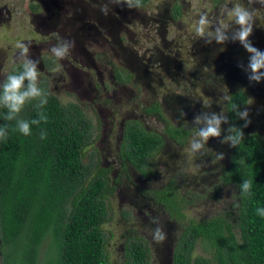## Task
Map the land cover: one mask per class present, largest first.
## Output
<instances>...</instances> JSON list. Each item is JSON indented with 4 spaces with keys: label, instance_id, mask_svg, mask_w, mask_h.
Segmentation results:
<instances>
[{
    "label": "rangeland",
    "instance_id": "1",
    "mask_svg": "<svg viewBox=\"0 0 264 264\" xmlns=\"http://www.w3.org/2000/svg\"><path fill=\"white\" fill-rule=\"evenodd\" d=\"M237 5L254 14L248 42L264 54L261 0H0V89L11 71L31 62L41 92L34 99L53 96L66 116L85 125L81 162L106 181L100 228L108 264L125 263L133 238L144 242L148 264H171L182 222L150 195L169 180L186 200L188 218L221 214L236 221V190L219 178L230 153L225 105L232 91L246 94L244 133L264 132V69L258 81L251 79V54L235 38L239 25L229 16ZM201 15L208 21L203 35L196 31ZM61 46L68 54L57 60L52 49ZM154 104L158 111L146 112ZM213 116L221 119L219 135L205 141L199 133ZM128 120L161 138L143 173L120 155ZM167 126L187 137L175 140ZM196 143L202 147L194 151ZM158 230L165 237L159 243ZM49 243L46 236L41 259Z\"/></svg>",
    "mask_w": 264,
    "mask_h": 264
},
{
    "label": "trees",
    "instance_id": "2",
    "mask_svg": "<svg viewBox=\"0 0 264 264\" xmlns=\"http://www.w3.org/2000/svg\"><path fill=\"white\" fill-rule=\"evenodd\" d=\"M178 14L179 6L173 5L171 16ZM22 72L18 67L9 75ZM3 85L0 264H108L100 228L105 218L106 181L101 173L90 176L81 162L85 125L79 117L73 121L66 116L53 96L32 99L9 120L2 100ZM245 102V92L234 90L225 105L229 129L243 133L239 145L234 147L230 141L228 162L221 167L219 177L221 183L236 190L234 223L221 214L199 220L185 216L186 200L172 180L151 191L154 201L182 222L171 264H264V132L244 133L249 117L241 118L239 113ZM157 111L156 104L146 109ZM22 121L29 124L28 136L19 130ZM167 132L177 141L187 137V131L179 127L167 126ZM234 135L230 131V136ZM161 143L159 135L146 132L136 120H128L122 130L120 155L143 173L142 165ZM245 181L251 184L246 192L242 188ZM46 236L50 243L41 259ZM197 245L200 253L195 254ZM124 264H148L147 248L140 238L128 242Z\"/></svg>",
    "mask_w": 264,
    "mask_h": 264
},
{
    "label": "clouds",
    "instance_id": "3",
    "mask_svg": "<svg viewBox=\"0 0 264 264\" xmlns=\"http://www.w3.org/2000/svg\"><path fill=\"white\" fill-rule=\"evenodd\" d=\"M261 2L264 3V0H261ZM253 15V13H250L239 5L234 7L229 12V16L234 17L235 23L239 25V31L236 34L235 38L238 39L244 46V48L251 54L250 68L253 73L251 79H255L258 81L260 79V75L258 73H260L261 69H264V54L259 53L248 42V37L252 33ZM207 24V18L204 15H201L198 22L199 26L196 29L197 34L203 35ZM215 38L218 43H222L226 39L221 29L216 30ZM17 47L22 48V54L27 52V48H25L23 45L18 43ZM52 52L57 60H62L68 54V48L67 46L54 47L52 49ZM38 75L39 74L36 71L35 65L31 62L25 61L23 65V72L21 74L8 76L6 83L3 85L2 97L4 105L9 110L7 119H13V116L21 111L26 100L30 98L34 99L41 95L40 89H38L36 86V79ZM25 80L28 81V85L27 89L23 90ZM42 103H46V101H42ZM232 107L235 108L236 105L233 104ZM239 115L241 116V118H244L247 116V112L245 111L239 113ZM32 123L35 124L37 123V121L33 120ZM220 123L221 119L213 116L212 119L207 122V127L200 131L199 135L201 136V138L206 141L209 137L218 136ZM247 123H250V121ZM247 123L245 124V127H247ZM19 130L24 136L30 135V128L27 122H20ZM230 131L235 132V135L228 137V140H230L232 146L235 147L241 143L243 133L238 129H230ZM201 147L202 145L198 143L192 145L194 151L198 150ZM218 158L222 159V156ZM250 186V181H245L242 185V188L246 192ZM262 215H264V213H262ZM164 239V235L158 230L155 235L156 242H162Z\"/></svg>",
    "mask_w": 264,
    "mask_h": 264
}]
</instances>
